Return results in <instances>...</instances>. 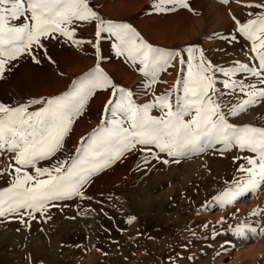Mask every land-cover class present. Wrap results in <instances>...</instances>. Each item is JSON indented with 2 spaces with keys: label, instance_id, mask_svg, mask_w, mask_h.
Listing matches in <instances>:
<instances>
[{
  "label": "snow or ice",
  "instance_id": "6c2138e0",
  "mask_svg": "<svg viewBox=\"0 0 264 264\" xmlns=\"http://www.w3.org/2000/svg\"><path fill=\"white\" fill-rule=\"evenodd\" d=\"M223 3L228 5L230 0ZM190 7L189 0H154L148 11L164 16ZM247 7L243 20L233 15L235 30L218 39L225 45L238 40L250 42L249 52L244 60L225 62L213 60L200 44L181 49L156 47L130 21L105 17L92 0H0V80L15 68V61L24 57L38 66L47 62L59 67L49 49L53 41L65 48L88 46L99 61L61 94L13 106L0 102V151L26 149L24 162L11 174L19 173L20 179L30 177L23 190H15L19 181L13 180L0 191V218L23 216L26 219L21 222L28 226L29 221L41 217L42 222H47L51 215L50 208H45L53 199L88 198L86 192L79 197L56 195L64 187L83 186L132 152L146 159L149 153L153 158L158 153L171 157L173 146L180 151L184 140L193 136L200 138V152H238L233 157L237 175L224 192L210 197L207 208L233 206V200L223 202L222 198L232 191L233 184L247 183L245 177L253 182L246 195L264 190V174H257L264 169V127L237 123L253 106L264 103V0H252ZM85 28H92L90 37L81 35ZM105 42L116 56L135 66L146 78L139 93L116 81L103 67L108 58ZM216 51L228 55L226 48L218 46ZM249 54H254L251 59ZM169 69L178 72L175 86L156 94L154 86L164 82L162 74ZM100 93L107 94L100 126L83 139L75 153H69L65 140L72 125ZM150 93L152 98L148 99ZM141 99L145 102H138ZM154 110L159 115H153ZM249 129L256 135L247 144L242 143ZM173 140L175 145L171 144ZM58 155L61 159L53 160ZM46 160L53 163L40 167ZM29 189L27 195L35 199L15 207ZM51 206L60 208L59 204ZM251 216L255 219L233 225L229 234L245 241L264 236V210L254 211ZM202 227L208 229L209 225L205 222ZM221 234L210 233L209 239L214 241ZM221 247L227 251L235 245L226 240Z\"/></svg>",
  "mask_w": 264,
  "mask_h": 264
},
{
  "label": "rangeland",
  "instance_id": "374dc122",
  "mask_svg": "<svg viewBox=\"0 0 264 264\" xmlns=\"http://www.w3.org/2000/svg\"><path fill=\"white\" fill-rule=\"evenodd\" d=\"M92 2L105 17L117 22L130 21L156 47L181 49L200 44L213 60L225 62L233 58L244 60L249 52L250 42L238 40L225 45L218 37L235 30L233 15L243 20L252 0H230L228 5L223 0H189L190 9L164 16L148 11L154 0ZM92 31L85 28L81 35L90 37ZM218 46L226 48L228 55L217 52ZM49 49L59 67L47 62L38 66L27 57L15 61V68L0 80V102L13 106L61 94L99 62L88 46L65 48L53 41ZM104 50L108 56L103 64L106 71L123 86L139 93V86L146 79L143 74L116 56L107 42ZM177 78L178 72L169 69L162 74L164 82L154 86V92H168ZM106 98V93L98 94L76 119L65 140L69 153H75L83 139L100 126ZM151 98L150 93L148 99ZM152 114L159 112L154 110ZM237 123L264 127V103L253 106ZM255 135L249 129L242 143L247 144ZM199 142L197 136L184 140L180 151L172 147L171 157L158 153L153 158L149 153L146 159L132 152L83 186L64 187L56 195L79 197L86 192L88 198L53 199L45 208V211L50 208L51 219L47 222H42L41 217L29 221L28 226L21 222L26 219L23 216L0 218V264H264V236L245 241L229 234L233 225L255 219L251 213L264 210V190L246 195L253 182L245 177L247 183L233 184L232 191L222 198L223 202L233 200V206L207 208L210 197L224 192L237 175L233 157L238 152L222 155L212 149L200 152ZM25 153L24 148L11 153L0 151V191L13 180L19 181L15 190H23L30 177L20 179L19 173L12 176L11 171L24 162ZM60 159L59 155L53 158ZM53 160L44 161L40 167L52 164ZM257 174H264V169ZM27 191L31 190H26L25 199L15 207L35 199ZM54 204L60 208L52 207ZM4 208L9 210L7 204ZM132 217L135 219L128 223ZM205 222L208 229L202 227ZM213 229L222 233L214 241L209 239L210 233L215 234ZM226 240L235 248L225 251L221 246Z\"/></svg>",
  "mask_w": 264,
  "mask_h": 264
},
{
  "label": "bare ground",
  "instance_id": "6f19581e",
  "mask_svg": "<svg viewBox=\"0 0 264 264\" xmlns=\"http://www.w3.org/2000/svg\"><path fill=\"white\" fill-rule=\"evenodd\" d=\"M73 64V63H72ZM77 70V69H76ZM57 86V85H56ZM55 89H57V88H55ZM46 165V164H45ZM256 248V247H255ZM253 256V255H252Z\"/></svg>",
  "mask_w": 264,
  "mask_h": 264
}]
</instances>
